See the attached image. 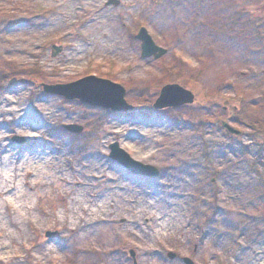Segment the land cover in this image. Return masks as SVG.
Listing matches in <instances>:
<instances>
[{
  "label": "rangeland",
  "instance_id": "rangeland-1",
  "mask_svg": "<svg viewBox=\"0 0 264 264\" xmlns=\"http://www.w3.org/2000/svg\"><path fill=\"white\" fill-rule=\"evenodd\" d=\"M117 1L0 0V74L14 80L0 92V161L37 151L55 171L25 186L33 219L0 264H264V135L252 127H264V0ZM141 26L159 58L141 56ZM168 72L194 100L146 116L176 81ZM88 74L121 84L132 109L107 115L43 91ZM114 143L157 174L131 173Z\"/></svg>",
  "mask_w": 264,
  "mask_h": 264
},
{
  "label": "water",
  "instance_id": "water-1",
  "mask_svg": "<svg viewBox=\"0 0 264 264\" xmlns=\"http://www.w3.org/2000/svg\"><path fill=\"white\" fill-rule=\"evenodd\" d=\"M116 4L117 0H109ZM135 38L141 41V56L159 58L162 56L166 49L156 45L147 32L145 27H140ZM53 49L52 55L57 54L61 50L59 45H51ZM43 91L56 94L64 97L65 99H77L82 103L91 106H98L112 111L131 110L132 105L125 99V88L108 78L99 77L95 74H88L73 81L65 83H41ZM194 100V94L184 86L172 82L164 84L152 106L155 109H162L165 107H178L184 104H190ZM230 133H239L235 128L230 126L227 122L221 121ZM69 131H80L81 127L76 125L65 126ZM14 140L21 142L19 137H13ZM111 151L109 156L117 162L122 163L131 173L141 174L148 177L155 176L158 169L151 164H144L140 161L133 159L125 150L118 147L117 143L110 145ZM51 234L47 232V235ZM133 257V253H131ZM175 253H170L169 256L173 257ZM184 261L192 264L188 257H184Z\"/></svg>",
  "mask_w": 264,
  "mask_h": 264
},
{
  "label": "bare ground",
  "instance_id": "bare-ground-1",
  "mask_svg": "<svg viewBox=\"0 0 264 264\" xmlns=\"http://www.w3.org/2000/svg\"><path fill=\"white\" fill-rule=\"evenodd\" d=\"M12 103L16 104L17 102L12 101ZM7 104H11V102H7ZM10 110L20 111L21 109L12 106L10 107ZM0 137H2V135H0ZM10 155L11 153L8 154L4 160L0 161V250L8 248L5 243V239H13L16 236L25 234L23 223H28L30 219H33L30 215L32 207L28 202L30 201V196L25 188V186L29 184V180L49 178L53 173H55V171H50V165L53 164L51 158H47V156L43 154H41V156H37L40 155V152L36 151V153L32 155L33 157L28 158V161H23L21 158L24 154L19 152L14 153L13 160L7 159L10 158ZM9 162L11 163L10 167L8 166ZM23 169H25L23 172L24 176L28 177V179H20L21 171H23ZM58 172H60V170ZM108 178L111 182L114 181V178L109 176ZM67 183L69 184L68 180ZM79 184H81L80 181ZM113 187L118 188L117 186ZM104 194H108L107 191H105ZM103 200L104 199H99L97 201ZM82 201L85 200H82L79 197L71 199L72 204L79 205V203H83ZM100 205H102V203H100ZM81 207L83 208V206ZM84 210H86V213L84 217L82 215L81 217L89 223L90 227L92 225H97V223L101 221V218L98 214H96V211H89L90 208L87 206ZM59 217H64V215H59ZM75 219L76 217H71L70 222L72 223L73 221L74 223ZM82 236L83 235H80L79 237ZM258 253L263 255L260 250H258ZM261 260V256H259L257 261H259L260 264Z\"/></svg>",
  "mask_w": 264,
  "mask_h": 264
},
{
  "label": "trees",
  "instance_id": "trees-1",
  "mask_svg": "<svg viewBox=\"0 0 264 264\" xmlns=\"http://www.w3.org/2000/svg\"><path fill=\"white\" fill-rule=\"evenodd\" d=\"M36 68H33V70H35ZM36 71V70H35ZM99 75H101V74H99ZM103 77H107V78H109V75L108 74H104V75H102ZM167 76H168V78H169V80L168 81H174V79L176 80L175 82H178V83H180V84H182V85H184V86H187V84H188V82H186L185 80H180L179 78H180V75L179 74H173L172 72H168L167 73ZM14 82V80L13 79H10L9 77H7L6 75H4V74H0V92H2V90H4L5 89V87H8L9 85H11L12 83ZM127 92H128V89H127ZM223 96H222V94H220L219 96H218V99H217V102H218V100H220L221 98H222ZM217 98V97H216ZM223 99H225V98H223ZM229 101V100H228ZM216 102V103H217ZM78 103V105L80 106V107H85V106H87V105H84V104H82V103H79V102H77ZM224 103H226V102H224ZM149 105H148V110H143V112H142V110H141V112L142 113H144L146 116L147 115H151V114H161V113H168V111H170V109H162V110H155V109H153L152 107H151V103H148ZM208 104V103H207ZM238 104V103H237ZM187 106V105H186ZM179 108H181V107H177V108H175V109H179ZM231 108H232V111L234 112V113H237V111H238V107H237V105H232L231 106ZM103 112H105L107 115H110V114H112V113H116V112H114V111H110V110H107V109H101ZM241 112V111H240ZM128 113V112H127ZM256 121H257V123H255V124H253V128L256 130V131H258V132H260L261 134H263L264 135V127L262 126V123H261V119H258V118H256L255 119ZM261 123V124H260ZM195 124H196V128H202V126H203V123H202V121H200V120H196L195 121ZM261 166L263 167V169H264V159H263V161H262V163H261Z\"/></svg>",
  "mask_w": 264,
  "mask_h": 264
}]
</instances>
